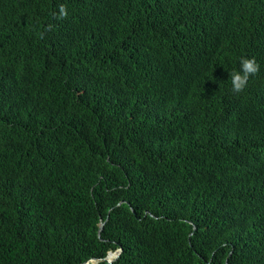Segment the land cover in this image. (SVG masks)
I'll list each match as a JSON object with an SVG mask.
<instances>
[{"label":"trees","instance_id":"trees-1","mask_svg":"<svg viewBox=\"0 0 264 264\" xmlns=\"http://www.w3.org/2000/svg\"><path fill=\"white\" fill-rule=\"evenodd\" d=\"M85 260L264 264V0H0V264Z\"/></svg>","mask_w":264,"mask_h":264},{"label":"clouds","instance_id":"clouds-1","mask_svg":"<svg viewBox=\"0 0 264 264\" xmlns=\"http://www.w3.org/2000/svg\"><path fill=\"white\" fill-rule=\"evenodd\" d=\"M68 12L65 5L61 4L59 6V11L54 12L53 16L55 19H65L67 18ZM52 29V25L50 24L48 29H45L46 31H49ZM44 33H41V38H43ZM239 69L236 71L231 72V85H232V91L234 93H240L242 92L249 81V78L251 76L256 75L260 71V65L257 63L255 58H247V57H241Z\"/></svg>","mask_w":264,"mask_h":264},{"label":"water","instance_id":"water-1","mask_svg":"<svg viewBox=\"0 0 264 264\" xmlns=\"http://www.w3.org/2000/svg\"><path fill=\"white\" fill-rule=\"evenodd\" d=\"M103 224H104V220H100L99 221V227H98V235L100 233V230H101ZM120 251H121V247L118 248L116 251H109V252H107L106 256H104V259L106 261H108V262H111L112 260H114V259H116L118 257ZM89 260L92 261V262H95V261L98 260V258L97 257H90ZM87 261L88 260L80 262V264H85Z\"/></svg>","mask_w":264,"mask_h":264}]
</instances>
